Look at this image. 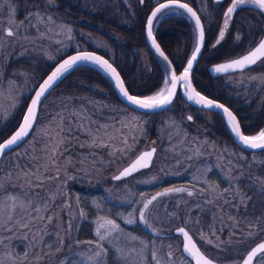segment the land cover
I'll list each match as a JSON object with an SVG mask.
<instances>
[{"label":"rangeland","instance_id":"rangeland-1","mask_svg":"<svg viewBox=\"0 0 264 264\" xmlns=\"http://www.w3.org/2000/svg\"><path fill=\"white\" fill-rule=\"evenodd\" d=\"M151 1L156 6L158 2L164 0ZM182 1L196 3L203 25L210 27L213 20L210 0ZM10 2L16 10L15 23L23 24V27L15 37L0 34V40L3 41V46L0 48V93L4 94L0 97V105H2L0 128L7 126L10 119L23 106L25 98L29 97L30 100L36 89L39 82V73L35 69L36 60L43 59L53 63L71 50H89L88 45L104 51L113 58L111 47L102 37L74 24L72 20H76L62 14L56 4L48 3L46 0L42 8H37L41 14L51 15L55 20V24L47 26L39 24L37 31L36 27L29 25L26 18L37 9L24 7L20 11L17 1L10 0ZM231 2L232 0L226 2L225 9L231 5ZM0 3H3V0H0ZM225 13L226 10L221 17V24L217 25L219 29L213 27L218 29L217 36L224 29ZM261 14L264 17V13ZM158 16L161 18L165 15ZM233 18L229 21V27L224 30L226 37L229 36ZM248 18L245 16L241 19L240 27L243 28L244 34L246 32L249 34ZM61 26L71 28V38L66 34V28L61 31ZM0 27L5 30L12 27L15 31V25L9 20L7 4H4L3 9L0 10ZM98 28L101 29L100 26ZM243 33L236 32L235 41L239 36L237 40L239 42L243 38ZM134 53L140 61L136 75L142 71L149 72L148 51L139 48L135 49ZM18 60H25L28 65H18L16 62ZM253 67H256V70L228 74L223 79V82L235 91L232 93L234 97L238 95L241 105H247L254 100L259 106L264 101V83L250 79V77L264 78V70H262L264 59ZM99 89L100 94L107 93L105 89ZM63 91L59 89L47 97L39 112L36 125L43 126L47 123L49 114L58 110L62 106L61 102H64L69 107L87 108L92 119L100 123L107 120L127 122L128 128L125 129V134L128 144L123 146L125 148L123 153L116 152L115 155H109L111 150L108 148L81 147L76 140L67 144V151L60 160L62 167L59 180H49L42 190H38L42 196L45 194L54 196V203L49 205L50 210L46 213L53 217L51 222L44 227L42 222L37 221V225L43 228V243L33 244L31 248L26 249L25 245L29 241L14 239L10 242V248L14 253L23 257L27 250L30 258L40 257L39 264H87L86 257L93 256L97 249L94 243L86 242H95L98 239L96 228L100 222L99 218L104 217L114 220L122 229L116 241L112 243L105 241V247L108 249L106 264H156L152 259L153 250L156 251L161 264H192L182 252V239L174 233L179 226L185 227L199 247L217 262L236 264L242 260L252 244L258 241L260 233L264 232V195L261 194L259 185L255 188L252 186L258 178L264 180L263 153L249 154L233 147L225 138L216 135L217 124L214 114L213 116L207 111L200 110L191 111L183 102V111L178 110L174 102L164 113L153 117L142 115L111 98L99 99L87 94ZM12 98L16 101L15 107L10 106ZM186 115H198L200 120L193 119L188 126L184 121ZM39 131L40 129L37 128V132ZM32 135L33 133L30 136ZM77 135L80 142L87 139L84 135L79 133ZM116 143L119 145L120 142L116 141ZM33 144L34 142L30 140L29 143L7 153L0 163V175L12 171L16 163L23 166L29 159L24 155L25 151L31 149ZM151 146L155 147L156 151L150 167L140 169L128 178L112 180L113 175L129 165L145 148ZM196 149L202 154L194 152ZM190 156L192 159H188ZM69 157L71 163L65 166V160ZM81 160L84 162L81 163ZM47 174L55 175V169ZM229 176L238 179L229 180L226 178ZM234 184L239 186L245 197H251L250 200L245 201L247 208L241 206L238 197H233L230 186ZM209 185L215 186L217 191L213 192ZM167 188H185L192 191L193 195L188 196L187 192H181L158 196V193L164 192ZM226 188L229 192H224ZM9 191L20 193L21 188H9ZM221 192H224L230 203L225 204L220 200L216 203H206L210 199H215ZM153 196L158 198L149 205L146 212L148 224L152 226L149 228L139 220V213L143 210L142 205ZM80 210H83L84 216L80 215ZM129 219H133L134 223H127ZM69 223L70 231H68ZM250 223L253 227L249 226ZM33 230L35 231V228ZM88 230L91 232V239L87 236L82 238ZM213 231L216 233L215 236L212 235ZM156 232L159 235H156ZM199 232L213 241L219 240L223 243L219 248L205 244L195 234ZM3 235L9 233L5 232ZM17 235L23 233L18 232ZM37 235L38 239H41L39 233ZM131 237H135L136 241L131 242ZM78 241L80 243H77ZM139 241L148 244L144 252H140L143 245ZM57 248L60 250L57 251ZM118 248L123 249L126 260L118 258L119 253L116 251ZM46 253L50 254L46 255ZM168 253H171V256Z\"/></svg>","mask_w":264,"mask_h":264},{"label":"snow or ice","instance_id":"snow-or-ice-1","mask_svg":"<svg viewBox=\"0 0 264 264\" xmlns=\"http://www.w3.org/2000/svg\"><path fill=\"white\" fill-rule=\"evenodd\" d=\"M216 2L219 3L220 0H216ZM51 3L55 4V0H51ZM140 3H143V0H140ZM4 4L8 6L9 20L10 23L15 25V31L12 27L6 30L0 27V34H6L7 37H15L19 33V29L23 27V24L15 23L14 17L16 10L10 0H3V3H0V10L3 9ZM249 6L264 13V0H232L224 16V30L229 27L230 19L239 8ZM179 10H183V12L189 15L194 21L196 43L193 47L191 58L187 61V66L183 69L182 74L178 76L172 68L168 56L161 49L153 35V21L160 18L158 14L167 15L170 12H178ZM26 18L29 25L36 27L37 31H39V24H44L45 26L48 24H55V20L51 15H47L46 13L41 14L38 9L28 14ZM34 21L36 23H33ZM65 28L66 34L71 38V28L61 26V31L63 32ZM224 30L219 32L218 39L213 47L224 39ZM147 37L155 51L166 62L167 78L163 82V87L155 95L146 98H138L136 95L130 94L116 68L113 67L108 60L88 51H79L76 55L69 56V58L60 63L42 83L37 85V90L34 91L30 106L26 108V114L22 117V123L18 126V130L5 142L0 143V163H2L6 152L11 153L17 146L27 144L30 140L34 142L31 149L25 151L24 155L29 157V159L23 166L16 163L12 171L0 175V249H4V251H0V264H39L40 257L35 256L34 259L30 258L27 250L23 257H19L11 250L10 242L14 239L29 241V243L25 245L26 249L31 248L33 244L43 243V228L37 225V221L42 222L44 227L47 226V223L51 222L53 217L51 215H46V213L50 210L49 205L54 203V196L51 194L42 196L41 192L38 190H42L45 183L49 180H59V172L62 167L60 160L61 157L64 156V152L67 151V144L76 140L80 143L81 147L108 148L111 150L109 155H115L116 152L123 153L125 150L123 146H127L128 144L125 134V129L128 128L127 122H113L112 120H107L104 123H100L92 119V115L89 114L87 108L83 106L79 108L69 107L68 104L64 102H61L62 106L58 110L49 114L50 118L47 123L43 126L36 125L38 113L42 109L43 101L47 100V96L51 94L54 85H56L66 73L79 67L83 63H91L92 65L98 66L108 74L110 78L114 80L116 89L125 99L126 103L134 108L151 111L163 109L171 105L178 84L182 85L184 89H187L184 91V95L189 101L197 105H202L205 108L222 110L228 118L227 123L230 125L232 132L243 146L250 149H264V131H261L257 136L250 137L243 135L239 126V121H237L236 117L228 108L224 107L222 104L216 103L212 99L202 96L192 87L190 71L193 67V62L197 60L203 47L205 29L200 16L189 6V3L182 2V0L158 2L155 9L151 11L150 18L147 20ZM236 39L238 40L239 36H237ZM2 46L3 41L0 40V48H2ZM261 59H264V40H262L254 50H250L236 59L216 66L213 71L215 73H227L229 71L243 73L246 68H250ZM250 79L264 83V78L261 77H250ZM3 95V93H0V97H3ZM10 106H16L14 98L11 99ZM0 107H2V105H0ZM93 107H95V104H93ZM187 119L191 120L192 117L189 116ZM37 128L40 129L39 132H37ZM30 133H33V135L30 136ZM77 133L86 136L87 139L80 142ZM116 141L120 142L119 145ZM155 151L156 149L152 148L150 151L143 152L128 167L120 171L119 175L115 176L114 179L121 180L140 169L150 167ZM194 152L202 154L199 153V149L194 150ZM91 155H95V153H91ZM188 159H192V157L190 156ZM83 162L84 161L81 160V163ZM70 163L71 159L69 157L65 160V166ZM53 169H55L56 174L48 175L47 173H51ZM226 178L229 180L238 179L231 176ZM21 181H23V183H20ZM250 182L251 181H249V183ZM256 185H259L261 194L264 195V180L258 178L252 186L255 188ZM16 187L21 188L20 193L9 191V188ZM209 187L213 192L217 191L215 186L209 185ZM230 187L233 197H238L241 206L247 208L245 201L250 200L251 197H245L238 185L234 184ZM181 192H187L188 196L193 195L192 191H188L185 188H167L164 192L158 193V196H166ZM224 192H229V189H224ZM224 192L218 193L215 199H210L206 201V203H216L217 200L225 204L230 203V200L225 197ZM157 198V196H153L151 199L147 200L142 205L143 210L139 213V220L145 223L149 228L152 226L148 224L146 212L149 209V205ZM233 207H235V205H233ZM80 215H85L83 210H80ZM221 219H223V217H221ZM99 221L96 228V236L98 239L95 242H86L88 244L94 243L97 249L93 256L86 257L87 264H106L105 257L108 254V249L105 247V241L109 243L116 241L122 231L114 220L100 217ZM126 222L131 224L134 223V220L129 219ZM235 222L238 223V221ZM196 223H199V221H196ZM249 226L253 227L251 223ZM34 228L35 231L33 230ZM70 230L71 225L69 223L68 231ZM153 231L155 232V230ZM5 232L9 233V235H3ZM18 232H22L23 235L18 236ZM177 232L183 239L182 251L186 253L188 257H191V259L195 261V264H215L214 259L201 251V248L197 246L192 235H190V232L187 231L185 227H178ZM38 233L41 239H38ZM155 234L159 235L158 232ZM195 234L198 235L205 244L212 245L214 248H219L220 244L223 243L219 240L213 241L202 232ZM212 235H216L215 231L212 232ZM135 241L136 238L131 237V242ZM77 243L80 242L78 241ZM139 243L143 245L140 252H144L148 248V244L144 241H139ZM59 250L60 249L57 248V251ZM116 251L119 253L118 258L120 260L127 259V257L123 255V249L118 248ZM133 251H135V249H133ZM260 253H264V243H259L255 248H252L251 251L247 253L246 258L242 262H236V264H253L254 259ZM47 254L50 253H46V255ZM168 255L171 256V253H168ZM152 259L156 261V264H161L155 250L152 252ZM256 264H264V255L260 256Z\"/></svg>","mask_w":264,"mask_h":264},{"label":"trees","instance_id":"trees-1","mask_svg":"<svg viewBox=\"0 0 264 264\" xmlns=\"http://www.w3.org/2000/svg\"><path fill=\"white\" fill-rule=\"evenodd\" d=\"M15 1L18 2V7L22 11L24 7L42 8L44 6L43 2L46 0ZM47 1L51 3V1ZM227 1L212 3L210 0L209 2L213 20L210 27L204 25L205 48L192 73V81L199 92L231 108L238 117L243 132L247 135H253L264 128V101L259 106L254 100L247 105H241L238 95L234 97L232 94L235 91L223 82L224 76H210L207 67L212 63L239 56L249 50L252 44L255 45L259 41L258 37L264 33V17L254 7L239 8L231 20L229 36L226 37L225 35L226 38L224 37L219 45L213 47L218 39L217 30L219 27L217 25L221 24V17L224 14ZM188 3L198 11L196 3L192 1ZM55 4L62 14L76 20H72L74 24L102 37L109 44L113 51V58L104 51L92 48L89 45L88 49L104 55L115 65L130 93L147 96L157 92L163 86L167 75L166 65L150 50L145 38L147 17L155 6L151 0H143V3H140V0H55ZM245 16L249 17V34L247 32L244 34L243 28L240 27L242 25L241 19H244ZM213 27L218 29H213ZM239 31L243 33V38L237 42V40L235 41V35ZM154 33L159 44L171 59L175 71L179 73L185 66L195 43V30L191 19L182 10L167 14L156 21ZM139 48L148 51L150 67L149 72L142 71L136 75L140 61L134 50ZM62 57L53 63H48L43 59L36 60L35 69L39 73V82ZM16 62L18 65H28L25 60ZM255 68L252 67L248 70ZM99 88L105 89L107 93L105 95L100 94ZM59 89L64 90V93L87 94L99 99L111 98L119 104L125 105L117 97L110 81L100 71L86 65L75 68L52 92ZM180 98L181 96H178V99ZM28 101L29 97H26L18 113L10 119L7 126L0 128V143L17 128ZM162 113L164 112L140 114L156 117ZM214 115L216 117L217 128L215 131L217 136L220 135L225 138L233 147L243 152L264 154V151L248 152L238 147L222 116L216 112H214ZM84 236L91 239V232L88 230L82 238Z\"/></svg>","mask_w":264,"mask_h":264},{"label":"water","instance_id":"water-1","mask_svg":"<svg viewBox=\"0 0 264 264\" xmlns=\"http://www.w3.org/2000/svg\"><path fill=\"white\" fill-rule=\"evenodd\" d=\"M214 1H216V0H214ZM221 1H223V0H220V2ZM162 2H166V0L165 1H162ZM182 2H185V1H182ZM157 6V5H156ZM155 6V7H156ZM189 6L190 7H192L193 8V10L194 11H196L197 12V10L192 6V5H190L189 4ZM155 7L151 10V11H153L154 9H155ZM227 10V9H226ZM183 11V10H182ZM197 14L199 15V13L197 12ZM159 15V14H158ZM187 15V14H186ZM234 15H235V13L233 14V17H234ZM150 16H151V12L149 13V15H148V18H147V20L150 18ZM188 17H189V15H187ZM200 16V15H199ZM232 17V18H233ZM190 18V17H189ZM201 18V17H200ZM191 19V18H190ZM191 21H192V23H193V25H194V29H195V24H194V21L191 19ZM154 22H155V20L153 21V35H154V37H155V39H156V41H157V43L159 44V42H158V40H157V38H156V36H155V33H154ZM201 22H202V19H201ZM202 24H203V22H202ZM222 30H224V29H222ZM145 38H146V42H147V44H148V46H149V48H150V50L158 57V58H160L164 63H165V65H166V62L163 60V58L162 57H160L159 56V54L155 51V49L152 47V45H151V42H150V40L148 39V37H147V21H146V24H145ZM262 40H264V35L262 36V38L257 42V44L256 45H254V47H252L250 50H254L255 49V47L256 46H258V44L262 41ZM195 43H196V32H195ZM195 43H194V45H195ZM160 45V44H159ZM160 47H161V45H160ZM194 47V46H193ZM204 47H205V39H204V44H203V47H202V49H201V52H200V54L198 55V57H197V60L196 61H194L193 62V67H192V69H191V71H190V80H191V85H192V87L197 91V92H199L197 89H196V87L194 86V84H193V81H192V73H193V71H194V69H195V67H196V65H197V63H198V61H199V58H200V56H201V54H202V52H203V50H204ZM161 49L163 50V48L161 47ZM250 50H248L247 52H249ZM82 51H88V52H91V53H94L95 55H98V56H101L102 58H104V59H106V60H108L109 61V63H111L112 65H113V67H115V65L107 58V57H105L104 55H102V54H100V53H98V52H96V51H94V50H82ZM164 51V50H163ZM192 51H193V49H192ZM192 51H191V53H190V55H189V57H188V59H190L191 58V55H192ZM79 51H73V52H71V53H69V54H67V55H65L62 59H60L55 65H54V67L47 73V75L40 81V83H42L43 82V80H45L46 78H47V76L48 75H50L54 70H55V68L57 67V66H59V64L60 63H62L65 59H68L69 58V56H71V55H76L77 53H78ZM247 52H245V53H243V54H246ZM164 53H165V51H164ZM166 54V53H165ZM242 54V55H243ZM167 55V54H166ZM242 55H240V56H242ZM168 56V55H167ZM240 56H237V57H234V58H231V59H227V60H224V61H221V62H216V63H212V64H210L208 67H207V71H208V73H209V75L210 76H212V77H220V76H223V75H228V74H233V73H237V72H232V71H229V72H227V73H215L213 70H214V68L216 67V66H218V65H220V64H222V63H226V62H229V61H231V60H233V59H236V58H238V57H240ZM168 58H169V56H168ZM188 59H187V61H188ZM169 60L171 61V59L169 58ZM262 60V59H261ZM261 60H258L257 61V63L258 62H260ZM187 61H186V64H185V66L183 67V69L187 66ZM256 63V64H257ZM256 64H253L250 68H252L253 66H255ZM82 65H86V66H90V67H94L95 69H97L98 71H100L109 81H110V83L112 84V86H113V89H114V91H115V93H116V95H117V97L119 98V100L122 102V103H124L126 106H128L129 108H131L132 110H135V111H137V112H140V113H145V114H154V113H159V112H163V111H165V110H167V109H169L172 105H173V103L175 102V99H176V96H177V94H178V92L180 91V93H181V95H182V97L189 103V104H191L192 106H194V107H196V108H198V109H201V110H206V111H210V112H216V113H218L220 116H222V118L224 119V121H225V123H226V125H227V127H228V130L230 131V133H231V135H232V137H233V140H234V142L237 144V146L238 147H240L241 149H243V150H245V151H248V152H259V151H263L264 149H250V148H247V147H245V146H243L239 141H238V139H237V137L235 136V134L232 132V130H231V127H230V125L227 123V116L222 112V110H220V109H214V108H212V109H210V108H205V107H203L202 105H197V104H195V103H193V102H191V101H189L188 99H187V97L184 95V91H186L187 89H184L183 88V86L182 85H179L178 84V86H177V88H176V90H175V96H174V98H173V100H172V103H171V105H169V106H167V107H165V108H163V109H157V110H155V111H151V110H144V109H139V108H134L133 106H131V105H129V104H127L126 103V101H125V99L122 97V95L118 92V90L116 89V87H115V82H114V80H112L111 78H110V76L108 75V74H106L101 68H99L98 66H95V65H92L91 63H83V64H81L80 66H82ZM171 66H172V68L175 70V68H174V66H173V63H172V61H171ZM77 68V67H76ZM116 68V67H115ZM250 68H246L244 71H246V70H248V69H250ZM75 69V68H74ZM74 69H72V70H70L68 73H66L65 75H64V77H62V79L61 80H59L57 83H56V85H54V87H53V89L51 90V92L55 89V87L63 80V79H65ZM183 69L179 72V73H177L176 71V74L179 76V75H181L182 74V71H183ZM116 70H117V72L120 74V72L118 71V69L116 68ZM120 77H121V79L123 80V78H122V76H121V74H120ZM167 78V75H166V77H165V79ZM124 81V80H123ZM39 83V84H40ZM124 85H125V87L127 88V86H126V84H125V82H124ZM162 88V87H161ZM160 88V89H161ZM160 89L158 90V91H160ZM35 90H37V87H36V89ZM34 90V91H35ZM128 90V89H127ZM129 91V90H128ZM157 91V92H158ZM156 92V93H157ZM130 93V92H129ZM156 93H153V94H151V95H147V96H138V95H136L138 98H146V97H148V96H152V95H155ZM202 96H205L204 94H202L201 92H199ZM130 94H132V93H130ZM33 96H34V92L32 93V95H31V97H30V100H29V102H28V105H27V107L28 106H30V103H31V99L33 98ZM205 97H207V96H205ZM208 99H212V98H210V97H207ZM212 100H214V99H212ZM216 103H219V104H222V105H224V107H226V108H228L229 109V111H231L232 113H233V115L236 117V119H237V121H239V119H238V117L236 116V114L234 113V111L231 109V108H229L228 106H226L225 104H223V103H221V102H219V101H217V100H214ZM26 107V108H27ZM26 114V110H25V112H24V114H23V116ZM38 116H39V113H38ZM37 119H38V117H37ZM37 122V121H36ZM22 123V119H21V121H20V123H19V125ZM18 125V126H19ZM18 126H17V128L8 136V137H6L1 143H3V142H5L7 139H9L17 130H18ZM239 126H240V129H241V132L243 133V135H246V136H257L261 131H264V128L262 129V130H260L258 133H256V134H253V135H247V134H245L244 132H243V130H242V128H241V125H240V122H239ZM35 127V126H34ZM29 135H31V133L29 134ZM17 147H19V146H17ZM16 147V148H17ZM152 148H155V147H152ZM151 148V149H152ZM151 149H149L148 151H150ZM145 152V151H144ZM143 153V152H142ZM141 153V154H142ZM6 154H7V152H6ZM141 154H139V155H141ZM130 165V164H129ZM129 165H127L126 167H128ZM125 168V167H124ZM123 168V169H124ZM122 169V170H123ZM122 170H120V171H122ZM120 171L118 172V173H116L115 174V176H117V175H119V173H120ZM135 173V172H134ZM133 173V174H134ZM114 176V177H115ZM131 176V175H130ZM113 177V178H114ZM129 177V176H128ZM128 177H125V178H128ZM125 178H123V179H125ZM114 180H116V179H114ZM122 180V179H121ZM116 181H119V180H116ZM186 229V228H185ZM187 230V229H186ZM188 231V230H187ZM174 233L176 234V235H179L178 234V232H177V228L175 229V231H174ZM191 235V234H190ZM180 236V235H179ZM181 237V236H180ZM192 238H193V236H192ZM181 239H182V237H181ZM193 240L195 241V239L193 238ZM196 242V241H195ZM260 243H264V241H262V242H260ZM182 244H183V239H182ZM196 244H197V242H196ZM259 244V243H258ZM257 244V245H258ZM257 245H255L253 248H255ZM197 246H198V244H197ZM199 247V246H198ZM252 249V248H251ZM251 249L249 250V251H251ZM202 251V250H201ZM248 251V252H249ZM184 253V252H183ZM184 255L185 256H187V254L186 253H184ZM206 255V254H205ZM246 256H247V254H246ZM246 256L243 258V260L246 258ZM188 257V256H187ZM192 262H193V264H195V261L194 260H192L191 259V257H188ZM242 260V261H243ZM255 260V259H254ZM215 261V260H214ZM241 261V262H242ZM253 263H254V261H253ZM215 264H221V263H218V262H216L215 261Z\"/></svg>","mask_w":264,"mask_h":264},{"label":"flooded vegetation","instance_id":"flooded-vegetation-1","mask_svg":"<svg viewBox=\"0 0 264 264\" xmlns=\"http://www.w3.org/2000/svg\"><path fill=\"white\" fill-rule=\"evenodd\" d=\"M228 7V6H227ZM227 7H226V9H227ZM225 9V10H226ZM235 16V15H234ZM264 35V33L262 34V36ZM262 36H261V38H262ZM260 38V39H261ZM259 39V40H260ZM224 76H227V75H224ZM178 96H181V98L180 99H178ZM182 102L183 103H185L186 105H188V107H189V110H191V111H197V110H200V111H206V110H201V109H198V108H196V107H194V106H192L191 104H189L183 97H182V95H181V93H180V91L178 92V94H177V96H176V100H175V103H176V106H177V108H178V110H180V111H183V105H182ZM208 113H210V114H214V112H210V111H207ZM190 115H186V119L184 120L185 122H186V124L189 126L190 125V123H191V121H193V119L195 120V119H198V120H200V117L198 116V115H194V116H191L192 117V119L191 120H188L187 119V117H189ZM214 116V115H213ZM153 146H151V147H147V148H145L142 152H144V151H148L149 149H151ZM142 152H140V154L142 153ZM139 156V155H138ZM137 156V157H138ZM137 157H135L129 164H131ZM115 175H113L112 176V180L113 181H116V180H114V177ZM180 227V226H179ZM262 241H264V232H262V233H260V235H259V238H258V241L257 242H255V243H253L252 244V246L250 247V249L251 248H253L255 245H257L258 243H260V242H262ZM199 246V245H198ZM249 249V250H250ZM202 250V249H201ZM248 250V251H249ZM203 251V250H202ZM248 251L246 252V254L248 253ZM183 252V251H182ZM204 252V251H203ZM184 254V253H183ZM206 254V253H205ZM246 254L244 255V257L246 256ZM207 255V254H206ZM261 255H264V253H260V254H258V256L255 258V260H254V263L253 264H255V262H256V260H257V258H259ZM208 256V255H207ZM187 257V256H186ZM243 257V258H244ZM211 258V257H210ZM243 258H242V260H243ZM187 259H189L188 257H187ZM190 260V259H189ZM241 260V261H242ZM191 261V260H190ZM216 261V260H215ZM240 261V262H241ZM192 262V261H191ZM217 262V261H216ZM219 263V262H218ZM192 264H193V262H192Z\"/></svg>","mask_w":264,"mask_h":264}]
</instances>
